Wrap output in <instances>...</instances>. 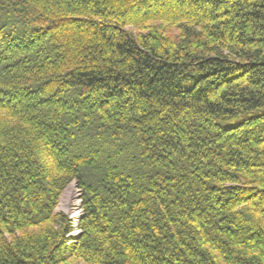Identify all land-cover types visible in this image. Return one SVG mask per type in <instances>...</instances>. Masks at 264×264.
Masks as SVG:
<instances>
[{"label": "trees", "instance_id": "trees-1", "mask_svg": "<svg viewBox=\"0 0 264 264\" xmlns=\"http://www.w3.org/2000/svg\"><path fill=\"white\" fill-rule=\"evenodd\" d=\"M78 260L264 264V0H0V264Z\"/></svg>", "mask_w": 264, "mask_h": 264}, {"label": "rangeland", "instance_id": "rangeland-1", "mask_svg": "<svg viewBox=\"0 0 264 264\" xmlns=\"http://www.w3.org/2000/svg\"><path fill=\"white\" fill-rule=\"evenodd\" d=\"M82 194L74 182L70 183L62 192L56 210L63 213L71 223L74 231L70 235L78 237L79 231L76 230L82 218L81 211ZM77 264H83L82 261H77Z\"/></svg>", "mask_w": 264, "mask_h": 264}]
</instances>
